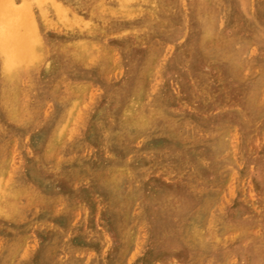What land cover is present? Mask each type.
<instances>
[{
  "label": "rangeland",
  "instance_id": "rangeland-1",
  "mask_svg": "<svg viewBox=\"0 0 264 264\" xmlns=\"http://www.w3.org/2000/svg\"><path fill=\"white\" fill-rule=\"evenodd\" d=\"M238 1L0 0V242L2 241L0 243V264H26V262L28 264H255L256 260V264H264V37H262V35L264 36V0ZM151 14L153 18H151ZM204 22H208V24H204ZM48 23L50 24L48 25ZM136 32L138 33L135 34ZM111 51L112 53H110ZM160 54L161 56L163 54L162 57L160 56L161 58L158 57ZM222 56H225L226 59ZM243 59L246 60L243 62ZM255 78L257 79L255 80ZM63 88L65 89L61 90ZM83 104L85 105L83 106ZM49 110L51 111L49 112ZM38 120L41 121L38 122ZM71 124L76 125H72V127ZM76 127H78L77 130ZM105 135L106 137H104ZM123 135H126L127 138ZM17 139L19 140L17 141ZM238 139L242 141L239 142ZM122 143L125 145L123 146ZM105 147L106 149H104ZM72 150L74 151L71 152ZM210 152L211 154H209ZM115 173L116 175L118 173L117 177ZM259 175L261 177H258ZM109 178L110 180H108ZM3 180L5 184L2 182ZM105 180L106 182H104ZM30 188L31 190H29ZM201 196L202 198H199ZM226 196L228 197L226 198ZM163 200L164 202H162ZM60 204L66 207L63 208ZM70 205L72 206L70 207ZM123 206L125 209L122 208ZM169 206L171 207L168 208ZM27 208L28 210H26ZM40 209L42 211H38ZM176 210L177 212H175ZM246 215L250 217L247 218ZM140 218L142 219L141 224H139ZM182 221L183 223H180ZM243 221L248 223L245 224ZM170 224H173V227ZM223 235L226 237L224 238ZM136 237L139 243L134 239ZM227 237L231 238L227 239ZM129 252H131L130 255ZM133 256L135 257L133 258ZM131 258L133 260H130ZM15 260L16 262H14Z\"/></svg>",
  "mask_w": 264,
  "mask_h": 264
},
{
  "label": "bare ground",
  "instance_id": "bare-ground-1",
  "mask_svg": "<svg viewBox=\"0 0 264 264\" xmlns=\"http://www.w3.org/2000/svg\"><path fill=\"white\" fill-rule=\"evenodd\" d=\"M41 1H42V0H41ZM81 1H82V0H81ZM179 1H180V0H179ZM254 1H255V0H254ZM107 2H108V1H107ZM114 2H115V1H114ZM137 2H138V0H137ZM149 2H150V1H149ZM151 2H152V1H151ZM237 2H239V1L237 0ZM82 3H83V2H82ZM129 3H130V2H129ZM182 3H183V2H182ZM261 3H262V2H261ZM39 4H40V3H39ZM89 4H90V3H89ZM103 4H104V3H103ZM109 4H110V3H109ZM140 4H141V3H140ZM235 4H236V3H235ZM255 4H256V2H255ZM166 5H167V4H166ZM181 5H182V4H181ZM213 5H214V4H213ZM232 5H233V4H232ZM182 6H183V5H182ZM211 6H212V5H211ZM248 6H249V5H248ZM250 6H251V5H250ZM83 7H84V6H83ZM184 7H185V6H184ZM198 7H199V6H198ZM69 8H70V7H69ZM96 8H97V7H96ZM96 8H95V10H96ZM190 8H191V7H190ZM209 8H210V7H209ZM213 8H214V7H213ZM227 8H228V7H227ZM262 8H263V7H262ZM85 9H87V8H85ZM93 9H94V8H93ZM99 9H100V8H99ZM196 9H197V8H196ZM67 10H68V9H67ZM170 10H171V9H170ZM180 10H181V9H180ZM191 10H192V9H191ZM206 10H207V9H206ZM211 10H212V9H211ZM248 10H249V9H248ZM263 10H264V9H263ZM68 11H69V10H68ZM89 11H90V10H89ZM156 11H157V10H156ZM171 11H172V10H171ZM183 11H184V10H183ZM192 11H193V10H192ZM192 11H191V12H192ZM214 11H215V9H214ZM224 11H225V10H224ZM70 12H71V11H70ZM85 12H86V11H85ZM144 12H145V11H144ZM181 12H182V11H181ZM202 12H203V11H202ZM225 12H226V11H225ZM231 12H232V10H231ZM67 13H68V12H67ZM76 13H77V12H76ZM136 13H137V12H136ZM213 13H214V12H213ZM215 13H216V12H215ZM248 13H249V12H248ZM258 13H259V12H258ZM87 14H88V13H87ZM95 14H96V12H95ZM99 14H101V13H99ZM141 14H142V13H141ZM145 14H146V13H145ZM148 14H149V13H148ZM159 14H160V13H159ZM196 14H197V13H196ZM219 14H220V13H219ZM222 14H223V13H222ZM227 14H228V13H227ZM250 14H251V13H250ZM52 15H53V14H52ZM201 15H202V14H201ZM258 15H259V14H258ZM93 16H94V15H93ZM132 16H133V15H132ZM135 16H137V15H135ZM182 16H183V14H182ZM197 16H198V15H197ZM25 17H26V16H25ZM57 17H59V16L57 15ZM107 17H108V16H107ZM107 17H106V19H107ZM117 17H118V16H117ZM130 17H131V16H130ZM137 17H138V16H137ZM149 17H150V16H149ZM162 17H163V16H162ZM207 17H208V16H207ZM214 17H215V16H214ZM256 17H257V16H256ZM26 18H27V17H26ZM59 18H60V17H59ZM93 18H94V17H93ZM115 18H116V17H115ZM133 18H134V17H133ZM133 18H131V19H133ZM151 18H153V17H152V14H151ZM164 18H165V17H164ZM180 18H181V16H180ZM201 18H202V17H201ZM222 18H223V17H222ZM241 18H242V17H241ZM258 18H259V17H258ZM102 19H103V18H102ZM118 19H119V18H118ZM199 19H200V17H199ZM27 20H28V18H27ZM55 20H56V19H55ZM93 20H94V19H93ZM103 20H105V19H103ZM113 20H114V19H113ZM121 20H122V19H121ZM124 20H125V18H124ZM140 20H143V19H140ZM148 20H149V19H148ZM181 20H182V19H181ZM206 20H208V19H206ZM213 20H215V19H213ZM241 20H242V19H241ZM252 20H253V19H252ZM252 20H251V21H252ZM107 21H108V20H107ZM145 21H146V19H145ZM149 21H150V20H149ZM184 21H185V19H184ZM38 22H39V21H38ZM56 22H57V21H56ZM65 22H66V21H65ZM105 22H106V21H105ZM116 22H117V21H116ZM214 22H215V21H214ZM97 23H98V22H97ZM103 23H104V22H103ZM205 23H206V22H204V24H205ZM253 23H254V22H253ZM49 24H50V23H48V25H49ZM116 24H117V23H116ZM135 24H136V23H135ZM206 24H208V22H207ZM242 24H243V22H242ZM250 24H251V23H250ZM66 25H67V24H66ZM100 25H101V24H100ZM149 25H150V24H149ZM258 25H259V24H258ZM51 26H53V25H51ZM60 26H61V25H60ZM117 26H118V25H117ZM253 26H255V25L253 24ZM259 26H261V25H259ZM44 27H45V26H44ZM148 27H149V26H148ZM203 27H204V26H203ZM248 27H249V26H248ZM40 28H41V27H40ZM60 28H61V27H60ZM113 28H114V27H113ZM145 28H146V27H145ZM162 28H163V27H162ZM167 28H168V27H167ZM208 28H209V27H208ZM259 28H260V27H259ZM56 29H57V28H56ZM121 29H122V28H121ZM138 29H139V28H138ZM178 29H179V28H178ZM185 29H186V28H185ZM195 29H196V28H195ZM210 29H212V28H210ZM216 29H217V28H216ZM262 29H263V28H262ZM48 30H49V29H48ZM117 30H118V29H117ZM117 30H116V31H117ZM128 30H129V29H128ZM132 30H133V29H132ZM152 30H153V29H152ZM173 30H174V29H173ZM202 30H203V29H202ZM248 30H249V29H248ZM254 30H255V29H254ZM43 31H45V30H43ZM59 31H60V30H59ZM62 31H63V29H62ZM119 31H120V30H119ZM203 31H204V30H203ZM60 32H61V31H60ZM83 32H84V31H83ZM131 32H132V31H131ZM138 32H139V31H138ZM138 32H136L135 34H137ZM146 32H147V31H146ZM150 32H151V31H150ZM211 32H212V31H211ZM255 32H256V31H255ZM42 33H43V32H42ZM72 33H73V32H72ZM85 33H86V32H85ZM96 33H97V32H96ZM151 33H152V32H151ZM201 33H202V32H201ZM243 33H244V32H243ZM257 33H258V32H257ZM73 34H74V33H73ZM82 34H83V33H82ZM106 34H107V33H106ZM119 34H120V33H119ZM235 34H236V33H235ZM252 34H253V32H252ZM43 35H45V34H43ZM66 35H67V34H66ZM90 35H91V33H90ZM98 35H99V34H98ZM102 35H103V34H102ZM108 35H109V34H108ZM121 35H122V34H121ZM144 35H145V34H144ZM144 35H143V36H144ZM159 35H160V34H159ZM200 35H201V34H200ZM255 35H257V34H255ZM260 35H262V34H260ZM41 36H42V35H41ZM83 36H84V35H83ZM104 36H105V34H104ZM109 36H110V35H109ZM115 36H116V35H115ZM132 36H134V35H132ZM167 36H168V35H167ZM242 36H243V35H242ZM244 36H245V35H244ZM67 37H68V36H67ZM257 37H258V35H257ZM262 37H264V36L262 35ZM65 38H66V37H65ZM89 38H90V37H89ZM181 38H182V37H181ZM203 38H204V37H203ZM101 39H102V38H101ZM104 39H105V38H104ZM237 39H238V38H237ZM241 39H242V38H241ZM259 39H260V38H259ZM259 39H258V42H259ZM56 40H57V39H56ZM63 40H64V39H63ZM98 40H99V39H98ZM173 40H175V39H173ZM177 40H178V39H177ZM181 40H182V39H181ZM201 40H202V39H201ZM235 40H236V39H235ZM250 40H251V39H250ZM25 41H26V40H25ZM103 41H104V40H103ZM204 41H205V40H204ZM204 41H202V42H204ZM260 41H261V40H260ZM57 42H58V41H57ZM99 42H100V41H99ZM104 42H105V41H104ZM172 42H174V41H172ZM208 42H209V41H208ZM241 42H242V41H241ZM243 42H244V41H243ZM248 42H249V41H248ZM11 43H12V42H11ZM26 43H27V42H26ZM26 43H25V44H26ZM54 43H55V42H54ZM89 43H90V42H89ZM101 43H102V42H101ZM156 43H157V42H156ZM163 43H164V42H163ZM234 43H235V42H234ZM237 43H238V42H237ZM62 44H63V43H62ZM99 44H100V43H99ZM240 44H241V43H240ZM246 44H247V43H246ZM246 44H245V45H246ZM23 45H24V44H23ZM96 45H97V43H96ZM164 45H165V44H164ZM176 45H177V44H176ZM208 45H209V44H208ZM229 45H230V44H229ZM235 45H236V44H235ZM107 46H109V45H107ZM158 46H160V45H158ZM230 46H231V45H230ZM230 46H229V47H230ZM251 46H252V45H251ZM258 46H259V45H258ZM263 46H264V44H263ZM48 47H49V46H48ZM53 47H54V46H53ZM55 47H56V46H55ZM58 47H59V46H58ZM111 47H112V46H111ZM207 47H208V46H207ZM242 47H243V45H242ZM42 48H43V47H42ZM72 48H73V47H72ZM72 48H71V49H72ZM165 48H166V47H165ZM167 48H168V47H167ZM200 48H202V47H200ZM205 48H206V47H205ZM212 48H213V47H212ZM49 49H50V48H49ZM90 49H91V48H90ZM186 49H187V48H186ZM215 49H216V48H215ZM217 49H218V48H217ZM229 49H230V48H229ZM229 49H228V50H229ZM236 49H238V48H236ZM251 49H253V48H251ZM259 49H260V48H259ZM24 50H25V49H24ZM46 50H47V49H46ZM61 50L63 51V49H61ZM66 50H67V49H66ZM69 50H70V49H69ZM113 50H114V49H113ZM113 50H112V51H113ZM222 50H223V49H222ZM240 50H241V49H240ZM263 50H264V49H263ZM53 51H54V50H53ZM109 51H110V48H109ZM112 51H111L110 53H112ZM163 51H164V50H163ZM202 51H203V50H202ZM211 51H212V50H211ZM218 51H220V50H218ZM249 51H250V50H249ZM42 52H43V51H42ZM158 52H159V51H158ZM215 52H216V51H215ZM222 52H223V51H222ZM244 52H245V51H244ZM43 53H44V52H43ZM65 53H66V52H65ZM65 53H64V54H65ZM86 53H87V52H86ZM114 53H115V51H114ZM142 53H143V52H142ZM160 53H161V52H160ZM162 53H163V52H162ZM207 53H208V52H207ZM211 53H212V52H211ZM255 53H256V52H255ZM55 54H56V53H55ZM100 54H101V53H100ZM143 54H144V53H143ZM220 54H221V53H220ZM224 54H225V53H224ZM243 54H244V53H243ZM252 54H253V53H252ZM43 55H44V54H43ZM45 55H46V54H45ZM69 55H70V52H69ZM110 55H111V54H110ZM157 55H158V54H157ZM213 55H214V53H213ZM218 55H219V54H218ZM218 55H217V56H218ZM222 55H223V53H222ZM231 55H232V54H231ZM239 55H240V53H239ZM239 55H238V56H239ZM148 56H149V55H148ZM160 56H161V54H160L158 57H160ZM162 56H163V54H162ZM162 56H161V57H162ZM215 56H216V55H215ZM227 56H228V55H227ZM232 56H233V55H232ZM66 57H67V56H66ZM68 57H69V56H68ZM68 57H67V58H68ZM155 57H156V55H155ZM161 57H160V58H161ZM220 57H221V55H220ZM222 57H225V56H222ZM55 58H56V57H55ZM57 58H58V57H57ZM116 58H117V57H116ZM148 58H149V57H148ZM209 58H210V57H209ZM218 58H219V56H218ZM227 58H228V57H227ZM235 58H236V56H235ZM242 58H243V57H242ZM49 59H50V58H49ZM151 59H152V58H151ZM195 59H196V58H195ZM212 59H214V58H212ZM220 59H221V58H220ZM225 59H226V57H225ZM33 60H34V59H33ZM46 60H47V59H46ZM96 60H97V59H96ZM109 60H110V59H109ZM118 60H119V59H118ZM200 60H201V59H200ZM228 60H229V58H228ZM245 60H246V59H245ZM245 60L243 59V62H244ZM252 60H254V59H252ZM60 61L62 62L63 60H60ZM73 61H74V60H73ZM94 61H95V60H94ZM116 61H117V60H116ZM177 61H178V59H177ZM177 61H176V62H177ZM231 61H232V60H231ZM256 61H257V60H256ZM262 61H263V60H262ZM69 62H70V61H69ZM85 62H87V61H85ZM160 62H161V61H160ZM241 62H242V61H241ZM241 62H240V63H241ZM251 62H252V61H251ZM87 63H88V62H87ZM116 63H117V62H116ZM118 63H119V62H118ZM195 63H196V62H195ZM205 63H206V62H205ZM226 63H227V62H226ZM57 64H58V63H57ZM59 64H60V63H59ZM92 64H93V62H92ZM96 64H97V63H96ZM113 64H115L114 61H113ZM231 64L233 65V63H231ZM263 64H264V63H263ZM68 65H69V63H68ZM83 65H84V64H83ZM116 65H117V64H116ZM118 65H119V64H118ZM153 65H154V64H153ZM176 65H177V64H176ZM190 65H191V64H190ZM192 65H193V63H192ZM205 65H207V64H205ZM228 65H229V64H228ZM232 65H231V66H232ZM234 65H235V64H234ZM236 65H237V64H236ZM62 66H63V65H62ZM86 66H87V65H86ZM141 66H142V65H141ZM160 66H161V65H160ZM242 66H243V65H242ZM47 67H48V66H47ZM59 67H60V66H59ZM108 67H109V66H108ZM111 67H112V66H111ZM115 67H117V66H115ZM142 67H144V66H142ZM35 68H36V67H35ZM65 68H66V67H65ZM68 68H69V67H68ZM71 68H72V67H71ZM153 68H154V67H153ZM246 68H247V67H246ZM30 69H31V68H30ZM30 69H29V70H30ZM73 69H74V68H73ZM174 69H175V68H174ZM177 69H178V68H177ZM180 69H181V68H180ZM180 69H179V70H180ZM184 69H186V68H184ZM224 69H225V68H224ZM235 69H236V68H235ZM29 70H28V71H29ZM31 70H32V69H31ZM191 70H192V69H191ZM42 71H43V69H42ZM63 71H64V70H63ZM84 71H85V70H84ZM98 71H99V70H98ZM152 71H153V70H152ZM31 72H32V71H31ZM74 72H75V71H74ZM94 72H95V71H94ZM185 72H187V71H185ZM222 72H223V71H222ZM22 73H23V72H22ZM72 73H73V72H72ZM72 73H71V74H72ZM82 73H83V71H82ZM99 73H100V72H99ZM124 73H125V72H124ZM141 73H142V72H141ZM192 73H193V71H192ZM198 73H199V72H198ZM198 73H196V74H198ZM223 73H224V72H223ZM225 73H226V72H225ZM262 73H263V72H262ZM46 74H48V73H46ZM64 74H65V73H64ZM67 74H68V73H67ZM168 74H169V73H168ZM171 74H172V73H171ZM68 75H69V74H68ZM78 75H79V74H78ZM104 75H105V74H104ZM139 75H140V73H139ZM185 75H187V74H185ZM208 75H209V74H208ZM228 75H229V74H228ZM263 75H264V74H263ZM141 76H142V75H141ZM147 76H148V75H147ZM154 76H155V75H154ZM223 76H225V75H223ZM231 76H232V75H231ZM239 76H240V75H239ZM27 77H28V76H27ZM56 77H57V76H56ZM82 77H83V76H82ZM118 77H119V76H118ZM172 77H173V76H172ZM186 77H188V76H186ZM51 78H52V77H51ZM112 78H113V77H112ZM231 78H233V77H231ZM261 78H262V77H261ZM29 79H30V78H29ZM43 79H44V78H43ZM62 79H64V78H62ZM156 79H157V78H156ZM156 79H155V80H156ZM189 79H190V78H189ZM256 79H257V78H255V80H256ZM263 79H264V78H263ZM263 79H262V80H263ZM37 80H38V79H37ZM37 80H36V81H37ZM44 80H45V79H44ZM64 80H65V79H64ZM137 80H138V79H137ZM155 80H154V81H155ZM157 80H158V79H157ZM159 80H160V79H159ZM161 80H162V79H161ZM161 80H160V81H161ZM225 80H226V79H225ZM260 80H261V79H260ZM30 81H31V80H30ZM49 81H50V80H49ZM66 81H67V80H66ZM99 81H100V80H99ZM143 81H144V80H143ZM172 81H173V80H172ZM213 81H214V80H213ZM227 81H228V79H227ZM235 81H236V79H235ZM33 82H34V81H33ZM39 82H40V81H39ZM42 82H43V81H42ZM69 82H70V81H69ZM84 82H85V81H84ZM115 82H116V81H115ZM190 82H191V80H190ZM262 82H263V81H262ZM22 83H23V82H22ZM36 83H37V82H36ZM53 83H54V82H53ZM63 83H64V82H63ZM65 83H66V82H65ZM79 83H80V82H79ZM103 83H104V82H103ZM137 83H138V82H137ZM154 83H156V81H155ZM170 83H171V82H170ZM252 83H253V82H252ZM252 83H250V84H252ZM23 84H24V83H23ZM68 84H69V83H68ZM68 84H67V85H68ZM104 84H105V83H104ZM138 84H139V83H138ZM186 84H187V81H186ZM194 84H195V83H194ZM201 84H202V83H201ZM244 84H245V83H244ZM19 85H20V84H19ZM97 85H98V84H97ZM102 85H103V84H102ZM207 85H208V84H207ZM226 85H227V84H226ZM263 85H264V84H263ZM20 86H21V85H20ZM65 86H66V85H65ZM175 86H176V85H175ZM205 86H206V85H205ZM48 87H49V86H48ZM54 87H55V86H54ZM67 87H68V89L70 90L69 85H68ZM73 87H74V86H73ZM94 87H95V86H94ZM137 87H138V86H137ZM148 87H149V86H148ZM188 87H189V86H188ZM227 87H228V86H227ZM256 87H257V83H256ZM33 88H34V87H33ZM36 88H37V86H36ZM45 88H46V87H45ZM111 88H112V87H111ZM169 88H170V87H169ZM216 88H217V86H216ZM254 88H255V87H254ZM64 89H65V88H63V89H61V90H64ZM98 89H99V88H98ZM188 89H189V88H188ZM206 89H207V88H206ZM210 89H212V88H210ZM220 89H221V88H220ZM231 89H232V88H231ZM244 89L246 90V88H244ZM122 90H123V89H122ZM175 90H176V89H175ZM260 90H261V89H260ZM37 91H38V90H37ZM40 91H41V90H40ZM47 91H48V90H47ZM98 91H99V90H98ZM135 91H136V90H135ZM145 91H146V90H145ZM208 91H209V90H208ZM210 91H211V90H210ZM223 91H224V90H223ZM233 91H234V90H233ZM233 91H232V92H233ZM246 91H247V90H246ZM263 91H264V90H263ZM32 92H33V91H32ZM89 92H90V91H89ZM181 92H182V91H181ZM225 92H226V91H225ZM230 92H231V91H230ZM254 92H255V91H254ZM254 92H253V93H254ZM65 93H66V92H65ZM90 93H91V92H90ZM95 93H96V92H95ZM99 93H100V92H99ZM99 93H98V94H99ZM107 93H108V92H107ZM145 93H146V92H145ZM196 93H197V92H196ZM203 93H204V92H203ZM217 93H219V92H217ZM228 93H229V92H228ZM31 94H32V93H31ZM41 94H42V93H41ZM41 94H40V95H41ZM110 94H111V93H110ZM178 94H179V93H178ZM212 94H213V93H212ZM255 94H256V93H255ZM257 94H258V93H257ZM259 94H260V93H259ZM68 95H69V94H68ZM87 95H88V94H87ZM116 95H117V94H116ZM126 95H127V94H126ZM152 95H153V94H152ZM82 96H83V94H82ZM94 96H95V95H94ZM149 96H150V95H149ZM149 96H148V97H149ZM226 96H227V95H226ZM237 96H238V95H237ZM38 97H39V96H38ZM50 97H52V96H50ZM55 97H56V96H55ZM58 97H60V96H58ZM89 97H90V96H89ZM91 97H92V96H91ZM95 97H96V96H95ZM115 97H116V96H115ZM125 97H126V96H125ZM128 97H129V96H128ZM174 97H175V96H174ZM250 97H251V96H250ZM250 97H249V99H250ZM29 98H30V97H29ZM32 98H33V97H32ZM36 98H37V97H36ZM190 98H191V97H190ZM230 98H233V97H230ZM244 98H245V97H244ZM260 98H261V97H260ZM22 99H23V97H22ZM88 99H89V98H88ZM97 99H98V98H97ZM114 99H115V98H114ZM173 99H175V98H173ZM179 99H180V97H179ZM204 99H205V98H204ZM233 99H234V98H233ZM249 99H248V100H249ZM40 100H41V99H40ZM48 100H49V99H48ZM90 100H91V99H90ZM147 100H149V99H147ZM251 100H252V99H251ZM36 101H37V100H36ZM150 101H151V100H150ZM209 101H210V100H209ZM216 101H217V100H216ZM225 101H226V99H225ZM228 101H229V99H228ZM243 101H244V100H243ZM45 102H46V101H45ZM48 102H49V101H48ZM180 102H181V101H180ZM189 102H190V101H189ZM221 102H222V101H221ZM79 103H80V102H79ZM85 103H86V102H85ZM137 103H138V102H137ZM137 103H136V104H137ZM157 103H158V102H157ZM181 103H182V102H181ZM200 103H201V102H200ZM219 103H220V101H219ZM46 104H47V103H46ZM123 104H124V103H123ZM148 104H149V103H148ZM204 104H205V103H204ZM206 104H207V103H206ZM217 104H218V102H217ZM0 105H1V104H0ZM84 105H85V104H83V106H84ZM138 105H139V104H138ZM150 105H151V104H150ZM150 105H149V106H150ZM156 105H157V104H156ZM167 105H168V104H167ZM179 105H180V104H179ZM184 105H185V104H184ZM211 105H212V104H211ZM251 105H252V104H251ZM41 106H43V105H41ZM149 106H148V107H149ZM174 106H175V105H174ZM203 106H204V105H203ZM224 106H225V105H224ZM224 106H223V107H224ZM243 106H244V105H243ZM248 106H249V105H248ZM21 107H22V106H21ZM37 107H39V106H37ZM46 107H47V106H46ZM76 107H77V106H75V108H76ZM150 107H151V106H150ZM168 107H169V106H168ZM186 107H187V106H186ZM204 107H205V106H204ZM225 107H226V106H225ZM259 107H261V106H259ZM0 108H1V107H0ZM48 108H49V107H48ZM51 108H52V107H51ZM77 108H78V107H77ZM80 108H81V107H80ZM120 108H121V107H120ZM139 108H140V106H139ZM141 108H142V107H141ZM144 108H145V106H144ZM159 108H161V107H159ZM182 108H183V107H182ZM187 108H188V107H187ZM236 108H237V107H236ZM37 109H38V108H37ZM37 109H35V110H37ZM81 109H82V108H81ZM88 109H89V108H88ZM211 109H212V107H211ZM216 109H217V108H216ZM221 109H222V108H221ZM232 109H233V108H232ZM44 110H45V109H44ZM98 110H99V109H98ZM166 110H167V109H166ZM171 110H172V109H171ZM234 110H235V109H234ZM254 110H256V109H254ZM18 111H19V110H18ZM50 111H51V110H49V112H50ZM57 111H58V110H57ZM102 111H103V110H102ZM111 111H112V110H111ZM139 111H140V110H139ZM190 111H191V109H190ZM240 111H241V110H240ZM245 111H246V110H245ZM259 111H260V110H259ZM34 112H35V111H34ZM119 112H120V111H119ZM122 112H123V110H122ZM147 112H148V111H147ZM149 112H150V111H149ZM186 112H187V111H186ZM188 112H189V110H188ZM263 112H264V111H263ZM31 113H32V111H31ZM37 113H38V112H37ZM73 113H74V112H73ZM137 113H138V111H137ZM179 113H181V112H179ZM197 113H198V112H197ZM219 113H220V112H219ZM225 113H226V112H225ZM234 113H235V112H234ZM38 114H39V113H38ZM42 114H43V113H42ZM46 114H47V112H46ZM50 114H51V113H50ZM75 114H76V113H75ZM147 114H149V113H147ZM169 114H170V113H169ZM171 114H172V113H171ZM247 114H248V113H247ZM247 114H246V115H247ZM35 115H36V112H35ZM43 115H44V114H43ZM83 115H84V114H83ZM206 115H207V114H206ZM210 115H211V114H210ZM230 115H231V114H230ZM232 115H233V114H232ZM250 115H251V114H250ZM256 115H257V114H256ZM26 116H27V114H26ZM39 116H41V115L39 114ZM159 116H160V115H159ZM169 116H170V115H169ZM176 116H177V115H176ZM212 116H213V115H212ZM227 116H228V114H227ZM244 116H245V115H244ZM253 116H254V115H253ZM4 117H5V116H4ZM74 117H75V116H74ZM76 117H77V116H76ZM85 117H86V116H85ZM85 117H84V118H85ZM107 117H108V116H107ZM107 117H106V118H107ZM133 117H134V116H133ZM170 117H171V116H170ZM194 117H196V116H194ZM206 117H207V116H206ZM241 117H243V116H241ZM44 118H46V117H44ZM50 118H51V117H50ZM55 118H56V117H55ZM79 118H80V117H79ZM82 118H83V117H82ZM101 118H102V117H101ZM106 118H105V119H106ZM111 118H112V117H111ZM120 118H121V117H120ZM172 118H173V117H172ZM172 118H171V119H172ZM198 118H199V117H198ZM209 118H210V117H209ZM232 118H233V117H232ZM247 118H249V117H247ZM251 118H252V117H251ZM77 119H78V118H77ZM77 119H76V121H77ZM108 119H109V118H108ZM108 119H107V120H108ZM123 119H125V118H123ZM171 119H170V120H171ZM110 120H111V119H110ZM172 120H173V119H172ZM174 120H175V119H174ZM180 120H181V119H180ZM261 120H262V119H261ZM40 121H41V120H40ZM40 121L38 120V122H40ZM48 121H49V119H48ZM71 121H72V120H71ZM78 121H80V119H78ZM92 121H93V120H92ZM116 121H117V120H116ZM153 121H154V120H153ZM227 121H228V120H227ZM238 121H239V120H238ZM244 121H245V119H244ZM257 121H258V120H257ZM36 122H37V121H36ZM50 122H52V121L50 120ZM82 122H83V121H82ZM112 122H113V121H112ZM143 122H144V121H143ZM156 122H157V120H156ZM158 122H159V121H158ZM231 122H232V121H231ZM245 122H246V121H245ZM34 123H35V122H34ZM48 123H49V122H48ZM83 123H84V122H83ZM105 123H106V122H105ZM116 123H117V122H116ZM187 123H188V122H187ZM217 123H218V122H217ZM220 123H221V122H220ZM235 123H236V122H235ZM250 123H251V122H250ZM32 124H33V123H32ZM77 124H78V123H77ZM79 124H80V122H79ZM119 124H120V123H119ZM152 124H153V123H152ZM159 124H160V123H159ZM177 124H178V123H177ZM183 124H184V123H183ZM192 124H193V122H192ZM232 124H233V123H232ZM2 125H3V124H2ZM2 125H1V126H2ZM15 125H16V124H15ZM72 125H76V124H71V126H72ZM97 125H98V124H97ZM112 125H113V124H112ZM154 125H155V124H154ZM189 125H190V124H189ZM225 125H226V124H225ZM237 125H238V124H237ZM247 125L249 126V124H247ZM254 125H256V124H254ZM169 126H170V125H169ZM179 126H180V125H179ZM196 126H197V125H196ZM3 127H5V126H3ZM14 127H15V126H14ZM18 127H20V126H18ZM31 127H32V126H31ZM31 127H29V128H31ZM51 127H52V126H51ZM69 127H70V126H69ZM69 127H68V128H69ZM72 127H73V126H72ZM97 127H98V126H97ZM148 127H149V126H148ZM154 127H155V126H154ZM158 127H159V126H158ZM161 127H162V126H161ZM177 127H178V125H177ZM180 127H181V126H180ZM220 127H221V126H220ZM220 127H219V128H220ZM257 127H258V126H257ZM6 128H7V127H6ZM9 128H10V127H9ZM16 128H17V127H16ZM24 128H25V127H24ZM63 128H64V127H63ZM68 128H67V129H68ZM77 128H78V127H76V130H77ZM81 128H82V127H81ZM183 128H184V127H183ZM213 128H214V127H213ZM233 128H234V127H233ZM251 128H252V127H251ZM17 129H18V128H17ZM22 129H23V128H22ZM49 129H50V128H49ZM67 129H66V130H67ZM101 129H102V128H101ZM117 129H118V128H117ZM146 129H147V128H146ZM148 129H149V128H148ZM156 129H157V128H156ZM165 129H166V128H165ZM220 129H222V128H220ZM220 129H219V130H220ZM225 129H226V128H225ZM227 129H228V128H227ZM227 129H226V130H227ZM246 129H247V128H246ZM23 130H24V129H23ZM94 130H95V129H94ZM106 130H107V129H106ZM110 130H111V129H110ZM113 130H114V128H113ZM162 130H164V129H162ZM166 130H167V129H166ZM4 131H5V130H4ZM50 131H51V130H50ZM104 131H105V130H104ZM107 131H108V130H107ZM155 131H156V130H155ZM157 131H158V129H157ZM174 131H175V130H174ZM176 131H177V130H176ZM222 131H223V130H222ZM231 131H232V130H231ZM239 131H240V130H239ZM8 132H10V131H8ZM21 132H22V131H21ZM67 132H68V131H67ZM151 132H152V131H151ZM158 132H160V130H159ZM168 132H169V130H168ZM187 132H188V131H187ZM224 132H225V131H224ZM232 132H235V131H232ZM254 132H255V131H254ZM27 133H28V131H27ZM103 133H104V132H103ZM123 133H124V132H123ZM166 133H167V132H166ZM237 133H238V132H237ZM239 133H240V132H239ZM257 133H258V132H257ZM6 134H7V133H6ZM24 134H25V133H24ZM24 134H23V135H24ZM90 134H91V133H90ZM141 134H142V133H141ZM148 134H149V132H148ZM156 134H157V133H156ZM167 134H168V133H167ZM208 134H209V133H208ZM220 134H221V133H220ZM234 134H235V133H234ZM250 134H251V133H250ZM252 134H253V133H252ZM20 135H21V134H20ZM26 135H27V134H26ZM26 135H25V136H26ZM152 135H154V134H152ZM157 135H159V134H157ZM180 135H181V133H180ZM187 135H188V133H187ZM196 135H197V134H196ZM196 135H195V136H196ZM198 135H199V134H198ZM198 135H197V136H198ZM218 135H219V134H218ZM262 135H263V134H262ZM8 136H9V135H8ZM12 136H13V135H12ZM27 136H28V135H27ZM67 136H68V135H67ZM72 136H73V135H72ZM120 136H121V135H120ZM123 136H126V135H123ZM133 136H134V135H133ZM141 136H142V135H141ZM167 136H168V135H167ZM178 136H179V134H178ZM178 136H177V139H179V137H181V136H179V137H178ZM182 136H183V135H182ZM197 136H196V137H197ZM205 136H206V135H205ZM234 136H235V135H234ZM15 137H16V136H15ZM15 137H14V139H15ZM22 137H23V136H22ZM69 137H70V136H69ZM75 137H76V136H75ZM104 137H106V135H105ZM104 137H103V138H104ZM121 137H122V136H121ZM139 137H140V136H139ZM163 137H164V136H163ZM165 137H166V136H165ZM187 137H188V136H187ZM187 137H186V138H187ZM238 137H239V136H238ZM251 137H252V136H251ZM1 138H2V137H1ZM7 138H8V137H7ZM20 138H21V137H20ZM20 138H19V139H20ZM39 138H40V137H39ZM46 138H47V137H46ZM64 138H65V137H64ZM101 138H102V137H101ZM125 138H127V136H126ZM137 138H138V137H137ZM148 138H149V137H148ZM199 138H200V136H199ZM212 138H213V137H212ZM234 138H235V137H234ZM234 138H233V140H235ZM242 138H243V137H242ZM249 138H250V137H249ZM19 139H17V141H18ZM70 139H71V138H70ZM70 139H68V140H70ZM72 139H74V138H72ZM188 139H189V140H192V139H190V138H188ZM260 139H261V138H260ZM260 139H258V140H260ZM1 140H2V139H1ZM61 140H62V139H61ZM61 140H60V141H61ZM68 140H67V141H68ZM78 140H79V139H78ZM106 140H107V139H106ZM106 140H105V141H106ZM126 140H127V139H126ZM233 140H232V142H233ZM23 141H24V139H23ZM38 141H39V140H38ZM62 141H63V140H62ZM67 141H66V142H67ZM89 141H90V140H89ZM96 141H97V140H96ZM101 141H102V140H101ZM134 141H135V140H134ZM141 141H142V140H141ZM172 141H173V140H172ZM202 141H203V140H202ZM204 141H205V140H204ZM207 141H208V139H207ZM238 141H239V139H238ZM241 141H242V140H241ZM241 141H239V142H241ZM255 141H256V140H255ZM0 142H1V141H0ZM5 142H6V141H5ZM13 142H14V141H13ZM15 142H16V140H15ZM20 142H21V140H20ZM24 142H25V141H24ZM66 142H65V143H66ZM69 142H70V141H69ZM83 142H84V141H83ZM116 142H117V143H120V142H118V141H116ZM122 142H123V141H122ZM124 142H126V141H124ZM124 142H123V143H124ZM179 142H180V141H179ZM223 142H224V141H223ZM229 142H230V141H229ZM247 142H248V141H247ZM37 143H38V142H37ZM99 143H102V142H99ZM99 143H98V144H99ZM123 143H122V144H123ZM138 143H139V142H138ZM138 143H137V144H138ZM142 143H143V142H142ZM196 143H197V142H196ZM199 143H200V142H199ZM205 143H206V142H205ZM251 143H253V142H251ZM259 143H260V142H259ZM12 144H13V143H12ZM73 144H74V142H73ZM82 144H83V143H82ZM109 144H110V143H109ZM150 144H151V143H150ZM150 144H149V145H150ZM167 144H168V143H167ZM172 144H173V143H172ZM228 144H229V143H228ZM233 144H234V143H233ZM262 144H263V143H262ZM43 145H44V144H43ZM43 145H42V146H43ZM64 145H65V144H64ZM68 145H69V144H68ZM96 145H97V144H96ZM124 145H125V144H123V146H124ZM141 145H142V144H141ZM149 145H148V146H149ZM242 145H243V144H242ZM15 146H16V145H15ZM80 146H81V145H80ZM118 146H119V145H118ZM126 146H127V145H126ZM126 146H125V147H126ZM137 146H138V145H137ZM148 146H147V147H148ZM169 146H170V145H169ZM196 146H199V145H196ZM196 146H194V147H196ZM247 146H248V145H247ZM247 146H246V147H247ZM12 147H13V145H12ZM20 147H21V146H20ZM25 147H27V146H25ZM31 147H32V146H31ZM63 147H64V146H63ZM106 147H107V145H106ZM106 147H105L104 149H106ZM125 147H124V148H125ZM134 147H135V146H134ZM160 147H161V146H160ZM163 147H165V146L163 145ZM183 147H184V146H183ZM229 147H230V146H229ZM42 148H43V147H42ZM42 148H41V149H42ZM88 148H89V147H88ZM131 148H132V147H131ZM141 148H142V147H141ZM165 148H166V147H165ZM172 148H173V147H172ZM187 148H188V147H187ZM196 148H197V147H196ZM263 148H264V147H263ZM263 148H262V149H263ZM13 149H14V148H13ZM13 149H12V150H13ZM45 149H46V148H45ZM102 149H103V148H102ZM102 149H101V150H102ZM108 149H109V148H108ZM112 149H113V148H112ZM119 149H120V148H119ZM119 149H117V150H119ZM122 149H123V148H122ZM128 149H130V148H128ZM155 149H156V148H155ZM203 149H204V148H203ZM228 149H229V148H228ZM19 150H20V149H19ZM78 150H80V149H78ZM87 150H88V149H87ZM145 150H146V149H145ZM162 150H164V149H162ZM162 150H161V151H162ZM234 150H235V148H234ZM241 150H244V149H241ZM15 151H16V150H15ZM43 151H44V150H43ZM68 151H69V149H68ZM73 151H74V150H72L71 152H73ZM76 151H77V150H76ZM138 151H139V150H138ZM146 151H147V150H146ZM151 151H152V150H151ZM164 151H165V150H164ZM170 151H171V150H170ZM204 151H205V150H204ZM247 151H248V150H247ZM60 152H61V151H60ZM60 152H59V153H60ZM64 152H65V151H64ZM83 152H84V151H83ZM89 152H90V151H89ZM129 152H130V150H129ZM133 152H134V151H133ZM136 152H137V151H136ZM144 152H145V151H144ZM152 152H153V151H152ZM173 152H174V151H173ZM188 152H189V151H188ZM206 152H207V151H206ZM212 152H213V151H212ZM234 152H235V151H234ZM251 152H252V151H251ZM259 152H260V151H259ZM261 152H262V151H261ZM3 153H4V152H3ZM30 153H31V152H30ZM45 153H46V152H45ZM57 153H58V152H57ZM57 153H56V154H57ZM68 153H70V152H68ZM101 153H102V152H101ZM109 153H110V152H109ZM124 153H125V152H124ZM139 153H140V152H139ZM175 153H176V152H175ZM241 153H242V152H241ZM13 154H14V153H13ZM13 154H12V155H13ZM26 154H27V153H26ZM28 154H29V153H28ZM72 154H73V153H72ZM92 154H93V153H92ZM96 154H97V153H96ZM143 154H144V153H143ZM166 154H167V152H166ZM183 154H184V153H183ZM183 154H182V155H183ZM189 154H190V153H189ZM209 154H211V152H210ZM222 154H223V153H222ZM244 154H245V153H244ZM251 154H252V153H251ZM12 155H11V156H12ZM16 155H17V154H16ZM75 155H76V154H75ZM98 155H101V154H98ZM108 155H109V154H108ZM112 155H113V154H112ZM129 155H130V154H129ZM129 155H128V156H129ZM137 155H138V153H137ZM140 155H141V154H140ZM147 155H148V154H147ZM158 155H159V154H158ZM176 155H177V154H176ZM176 155H175V156H176ZM180 155H181V154H180ZM65 156H66V154H65ZM69 156H70V155H69ZM72 156H73V155H72ZM82 156H83V154H82ZM88 156H89V155H88ZM91 156H92V155H91ZM101 156H102V155H101ZM106 156H107V155H106ZM109 156H110V155H109ZM150 156H151V155H150ZM177 156H178V155H177ZM225 156H226V155H225ZM231 156H232V155H231ZM231 156H230V157H231ZM260 156H261V155H260ZM262 156H263V155H262ZM56 157H57V156H56ZM59 157H60V156H59ZM73 157H74V156H73ZM85 157L87 158V156H85ZM129 157H130V156H129ZM143 157H144V156H143ZM153 157H154V155H153ZM182 157H184V156H182ZM192 157H193V156H192ZM202 157L204 158V156H202ZM211 157H212V156H211ZM219 157H220V156H219ZM240 157H241V154H240ZM11 158H12V157H11ZM75 158H76V157H75ZM93 158H94V157H93ZM130 158H131V157H130ZM145 158H146V155H145ZM156 158H157V157H156ZM164 158H165V157H164ZM164 158H163V159H164ZM176 158H177V157H176ZM185 158H187V157H185ZM234 158H235V157H234ZM236 158H237V157H236ZM244 158H245V157H244ZM244 158H243V159H244ZM9 159H10V158H9ZM19 159H20V157H19ZM29 159H30V158H29ZM46 159H47V158H46ZM80 159H81V158H80ZM82 159H83V157H82ZM97 159H98V158H97ZM116 159H118V158L116 157ZM123 159H124V158H123ZM192 159H193V158H192ZM192 159H191V160H192ZM200 159H201V158H200ZM205 159H206V158H205ZM212 159H213V158H212ZM230 159H231V158H230ZM263 159H264V158H263ZM16 160H17V159H16ZM36 160H37V159H36ZM36 160H35V161H36ZM62 160H63V159H62ZM62 160H60V161H62ZM101 160H102V159H101ZM131 160H132V159H131ZM178 160H180V159H178ZM214 160H215V158H214ZM237 160H238V159H237ZM47 161H48V160H47ZM67 161H68V160H67ZM97 161H98V160H97ZM122 161H123V160H122ZM164 161H165V160H164ZM172 161H173V160H172ZM217 161H218V159H217ZM251 161H252V160H251ZM261 161H262V160H261ZM13 162H14V161H13ZM29 162H30V161H29ZM154 162H155V161H154ZM179 162H180V161H179ZM189 162H190V160H189ZM202 162H203V161H202ZM247 162H248V161H247ZM8 163H9V162H8ZM11 163H12V162H11ZM15 163H17V162H15ZM31 163H32V162H31ZM36 163H37V161H36ZM38 163H39V162H38ZM41 163H42V162H41ZM59 163H60V162H59ZM111 163H112V162H111ZM125 163H126V162H125ZM156 163H157V162H156ZM160 163H161V162H160ZM170 163H171V162H170ZM9 164H10V163H9ZM17 164H18V163H17ZM17 164H16V165H17ZM65 164H66V163H65ZM73 164H74V162H73ZM108 164H109V163H108ZM112 164H114V163H112ZM126 164H127V163H126ZM166 164H168V163H166ZM171 164H173V163H171ZM182 164H183V163H182ZM195 164H196V163H195ZM215 164H216V163H215ZM250 164H251V163H250ZM16 165H15V166H16ZM18 165H21V164H18ZM51 165H52V164H51ZM102 165H103V164H102ZM157 165H158V164H157ZM183 165H184V164H183ZM185 165H186V164H185ZM226 165H227V164H226ZM261 165H262V164H261ZM263 165H264V164H263ZM47 166H48V165H47ZM52 166H54V165H52ZM63 166H64V165H63ZM120 166H121V165H120ZM122 166H125V167H126L127 165H122ZM134 166H135V165H134ZM150 166H151V165H150ZM160 166H161V165H160ZM189 166H190V165H189ZM189 166H188V167H189ZM231 166H232V165H231ZM238 166H240V165H238ZM13 167H14V166H13ZM16 167H17V166H16ZM16 167L13 168V169L15 170ZM37 167H39V166H37ZM50 167H51V166H50ZM58 167H60V166H58ZM61 167H62V166H61ZM100 167H101V166H100ZM102 167H103V166H102ZM151 167H152V166H151ZM172 167H173V165H172ZM180 167H181V166H180ZM191 167H192V166H191ZM196 167H197V166H196ZM207 167H208V166H207ZM224 167H225V166H224ZM226 167H227V166H226ZM246 167H247V166H246ZM77 168H78V167H77ZM81 168H82V167H81ZM114 168H115V167H114ZM175 168H176V167H175ZM189 168H190V167H189ZM193 168H194V167H193ZM213 168H214V167H213ZM45 169H46V168H45ZM51 169H53V168L51 167ZM61 169H62V168H61ZM66 169H67V167H66ZM86 169H87V168H86ZM112 169H113V168H112ZM123 169H124V168H123ZM129 169H130V168H129ZM135 169H136V167H135ZM177 169H178V168H177ZM197 169H198V168H197ZM199 169H200V168H199ZM202 169H203V168H202ZM214 169H215V168H214ZM221 169H222V168H221ZM230 169H231V168H230ZM234 169H235V168H234ZM18 170H19V168H18ZM20 170H21V169H20ZM32 170H33V169H32ZM49 170H50V168H49ZM54 170H55V169H54ZM72 170H73V168H72ZM105 170H106V168H105ZM136 170H137V169H136ZM148 170H149V168H148ZM204 170H205V169H204ZM88 171H89V170H88ZM96 171H97V170H96ZM99 171H100V169H99ZM109 171H110V170H109ZM114 171H115V170H114ZM119 171H120V170H119ZM128 171H129V170H128ZM176 171H177V170H176ZM176 171H175V172H176ZM183 171H184V170H183ZM186 171H187V170H186ZM188 171H189V170H188ZM201 171H202V170H201ZM237 171H238V169H237ZM259 171H260V170H259ZM261 171H263V170H261ZM11 172H12V171H11ZM41 172H42V171H41ZM133 172H134V171H133ZM145 172H146V171H145ZM145 172H143V173L145 174ZM190 172H191V171H190ZM190 172H189V173H190ZM196 172H197V171H196ZM228 172H229V171H228ZM255 172H256V171H255ZM44 173H45V171H44ZM73 173H74V171H73ZM101 173H103V172H101ZM121 173H122V172H121ZM135 173H136V172H135ZM135 173H134V174H135ZM147 173H148V171H147ZM176 173H177V172H176ZM189 173H188V174H189ZM197 173H198V172H197ZM238 173H239V172H238ZM261 173H263V172H261ZM14 174H15V172H14ZM62 174H63V173H62ZM78 174H79V173H78ZM84 174H85V172H84ZM109 174H110V173H109ZM112 174H113V173H112ZM152 174H153V173H152ZM171 174H172V173H171ZM180 174H181V173H180ZM180 174H179V175H180ZM186 174H187V173H186ZM186 174H185V175H186ZM235 174H236V173H235ZM10 175H11V174H10ZM17 175H18V174H17ZM53 175H54V174H53ZM73 175H74V174H73ZM100 175H102V174H100ZM110 175H111V174H110ZM110 175H109V176H110ZM115 175H116V173H115ZM117 175H118V173H117ZM117 175H116V177H117ZM135 175H136V174H135ZM138 175H139V174H138ZM140 175H141V174H140ZM149 175H150V173H149ZM175 175H176V174H175ZM214 175H215V174H214ZM236 175H237V174H236ZM247 175H248V174H247ZM5 176H6V175H5ZM14 176H16V175H14ZM106 176H107V175H106ZM120 176H122V175H120ZM161 176H162V175H161ZM163 176H164V175H163ZM166 176H167V175H166ZM183 176H184V174H183ZM199 176H200V175H199ZM228 176H229V175H228ZM238 176H239V175H238ZM7 177H8V176H7ZM12 177H13V176H12ZM22 177H23V176H22ZM72 177H73V176H72ZM74 177H75V175H74ZM74 177H73V178H74ZM126 177H127V176H126ZM130 177H132V176H130ZM139 177H140V176H139ZM141 177H142V176H141ZM144 177H145V175H144ZM155 177H156V176H155ZM185 177H187V176H185ZM214 177H215V176H214ZM226 177H227V176H226ZM226 177H225V178H226ZM243 177H244V176H243ZM258 177H261V176L259 175ZM97 178H98V177H97ZM99 178L101 179V177H99ZM204 178H205V177H204ZM225 178H224V179H225ZM66 179H67V177H66ZM71 179H72V178H71ZM80 179H81V178H80ZM104 179H105V178H104ZM137 179H138V178H137ZM139 179H140V178H139ZM150 179H151V178H150ZM182 179H183V178H182ZM199 179H200V177H199ZM221 179H222V178H221ZM5 180H7V179H5ZM16 180H17V179H16ZM16 180H15V181H16ZM106 180H107V179H106ZM106 180H105L104 182H106ZM108 180H110V178H109ZM128 180H130V179H128ZM172 180H173V179H172ZM205 180H206V178H205ZM211 180H213V179H211ZM239 180H240V179H239ZM241 180H242V179H241ZM65 181H67V180H65ZM76 181H77V180H76ZM177 181H178V180H177ZM182 181H183V180H182ZM188 181H189V180H188ZM198 181H199V180H198ZM201 181H202V180H201ZM219 181H220V180H219ZM236 181H237V180H236ZM2 182H4L3 184H5V181H4V180H3ZM70 182H71V181H70ZM85 182H87V181H85ZM128 182H129V181H128ZM128 182H127V183H128ZM168 182H169V181H168ZM191 182H192V181H191ZM196 182H197V181H196ZM232 182H233V181H232ZM72 183H73V180H72ZM100 183H101V182H100ZM137 183H138V182H137ZM137 183H136V184H137ZM164 183H165V182H164ZM170 183H171V182H170ZM192 183H193V182H192ZM206 183H207V182H206ZM209 183H211V182H209ZM209 183H208V184H209ZM244 183H245V182H244ZM23 184H26V183H23ZM77 184H78V183H77ZM85 184H86V183H85ZM94 184H95V183H94ZM98 184H99V183H98ZM128 184H129V183H128ZM156 184H157V183H156ZM177 184H178V183H177ZM226 184H227V183H226ZM253 184H254V183H253ZM263 184H264V183H263ZM83 185H84V184H83ZM83 185H82V186H83ZM95 185H97V184H95ZM141 185H142V184H141ZM147 185H148V184H147ZM163 185H164V184H163ZM180 185H182V184L180 183ZM192 185H193V184H192ZM197 185H198V184H197ZM199 185H200V184H199ZM212 185H214V184H212ZM216 185H217V183H216ZM218 185H219V184H218ZM224 185H225V184H224ZM224 185H223V186H224ZM234 185H235V184H234ZM240 185H241V183H240ZM1 186H3V185H1ZM36 186H37V185H36ZM42 186H43V185H42ZM67 186H68V185H67ZM79 186H80V185H79ZM90 186H91V185H90ZM98 186H99V185H98ZM100 186H102V185L100 184ZM124 186H125V185H124ZM127 186H128V185H127ZM173 186H174V185H173ZM214 186H215V185H214ZM247 186H248V185H247ZM252 186H253V185H252ZM31 187H32V186H31ZM104 187H105V186H104ZM128 187H129V186H128ZM128 187H127V188H128ZM150 187H151V186H150ZM179 187H180V186H179ZM188 187H189V186H188ZM188 187H187V190H188ZM201 187H204V186H201ZM226 187H227V185H226ZM226 187H225V188H226ZM230 187H231V186H230ZM243 187H244V186H243ZM257 187H258V186H257ZM68 188H69V187H68ZM83 188H84V187H83ZM131 188H132V187H131ZM140 188H141V187H140ZM151 188H152V187H151ZM167 188H168V187H167ZM190 188H191V187H190ZM194 188H195V187H194ZM220 188H221V187H220ZM237 188H238V187H237ZM249 188H250V187H249ZM32 189H33V188H32ZM77 189H78V188H77ZM81 189H82V188H81ZM86 189H87V188H86ZM144 189H145V188H144ZM196 189H197V188H196ZM206 189H207V188H206ZM214 189H215V188H214ZM217 189H218V188H217ZM222 189H223V188H222ZM228 189H229V188H228ZM235 189H236V187H235ZM240 189H242V188H240ZM240 189H239V190H240ZM251 189H252V188H251ZM29 190H31V188H30ZM38 190H39V188H38ZM41 190H42V189H41ZM71 190H72V189H71ZM73 190H74V189H73ZM126 190H127V189H126ZM129 190H131V189H129ZM129 190H128V191H129ZM139 190H141V189H139ZM146 190H148V189H146ZM170 190H171V189H170ZM179 190H180V189H179ZM202 190H203V189H202ZM32 191H33V190H32ZM34 191H35V190H34ZM52 191H53V190H52ZM63 191H64V190H63ZM76 191H77V190H76ZM149 191H150V190H149ZM191 191H192V190H191ZM206 191H207V190H206ZM240 191H241V190H240ZM246 191H247V190H246ZM64 192H65V191H64ZM180 192H181V191H180ZM185 192H186V191H185ZM200 192H201V191H200ZM28 193H29V192H28ZM34 193H35V192H34ZM125 193H126V191H125ZM140 193H141V192H140ZM186 193H187V192H186ZM188 193H189V192H188ZM202 193H203V192H202ZM244 193H245V192H244ZM254 193H255V192H254ZM29 194H30V193H29ZM36 194H37V192H36ZM39 194H40V193H39ZM85 194H86V193H85ZM183 194H184V193H183ZM191 194H192V193H191ZM191 194H190V195H191ZM198 194H199V193H198ZM200 194H201V193H200ZM200 194H199V195H200ZM218 194H219V193H218ZM221 194H222V193H221ZM227 194H228V192H227ZM233 194H234V193H233ZM26 195H27V194H26ZM71 195H72V194H71ZM77 195H78V193H77ZM124 195H125V194H124ZM168 195H169V193H168ZM177 195H178V194H177ZM185 195H186V194H185ZM187 195H188V194H187ZM195 195H196V194H195ZM195 195H194V196H195ZM31 196H32V195H31ZM174 196H175V195H174ZM180 196H181V195H180ZM228 196H229V195H228ZM228 196H226V198H227ZM236 196H237V195H236ZM248 196H250V195H248ZM42 197H43V194H42ZM45 197H46V196H45ZM45 197H44V198H45ZM82 197H83V196H82ZM87 197H88V196H87ZM104 197H105V196H104ZM106 197H107V196H106ZM109 197H110V195H109ZM159 197H160V196H159ZM172 197H173V196H172ZM177 197H178V196H177ZM177 197H176V198H177ZM223 197H224V196H223ZM1 198H2V197H1ZM22 198H23V197H22ZM47 198H48V196H47ZM61 198H62V197H61ZM69 198H70V197H69ZM98 198H99V196H98ZM121 198H122V197H121ZM135 198H136V197H135ZM149 198H151V197L149 196ZM167 198H168V197H167ZM167 198H166V199H167ZM194 198H195V197H194ZM197 198H198V197H197ZM199 198H202V196L199 197ZM40 199H41V198H40ZM57 199H59V198H57ZM63 199H64V198H63ZM147 199H148V198H147ZM220 199H221V198H220ZM238 199H239V198H238ZM252 199H253V198H252ZM258 199H259V198H258ZM262 199H263V198H262ZM8 200H9V199H8ZM17 200H18V199H17ZM20 200H21V198H20ZM23 200H24V198H23ZM26 200H27V199H26ZM26 200H25V201H26ZM89 200H90V199H89ZM112 200H113V199H112ZM114 200H115V199H114ZM130 200H131V199H130ZM130 200H129V201H130ZM205 200H206V199H205ZM241 200H242V199H241ZM244 200H245V199H244ZM247 200H248V199H247ZM247 200H246V201H247ZM254 200H255V199H254ZM259 200H260V199H259ZM6 201H7V200H6ZM15 201H16V200H15ZM25 201H24V202H25ZM27 201H29V200H27ZM62 201H63V200H62ZM79 201H80V200H79ZM81 201H82V200H81ZM81 201H80V202H81ZM92 201H93V200H92ZM155 201H156V200H155ZM167 201H168V200H167ZM183 201H184V200H183ZM250 201H251V200H250ZM250 201H249V202H250ZM260 201H261V200H260ZM8 202H9V201H8ZM19 202H20V201H19ZM41 202H42V201H41ZM49 202H50V201H49ZM57 202H58V200H57ZM97 202H98V201H97ZM159 202H160V200H159ZM162 202H164V200H163ZM197 202H198V201H197ZM244 202H245V201H244ZM35 203H37V202H35ZM47 203H48V202H47ZM55 203H56V202H55ZM63 203H64V202H63ZM99 203H100V202H99ZM115 203H116V202H115ZM169 203H170V202H169ZM179 203H180V202H179ZM183 203H184V202H183ZM225 203H226V202H225ZM227 203H228V202H227ZM261 203H262V201H261ZM18 204H19V203H18ZM39 204H40V203H39ZM50 204H51V203H50ZM74 204H76V203H74ZM130 204H131V203H130ZM130 204H129V205H130ZM143 204H144V203H143ZM150 204H151V203H150ZM152 204H153V203H152ZM198 204H199V202H198ZM209 204H210V203H209ZM216 204H217V203H216ZM229 204H230V203H229ZM60 205H62V204H60ZM85 205H86V204H85ZM92 205H93V204H92ZM108 205H109V202H108ZM153 205H154V204H153ZM165 205H166V202H165ZM182 205H184V204H182ZM221 205H222V204H221ZM221 205H220V206H221ZM251 205H252V204H251ZM259 205H260V204H259ZM30 206H31V205H30ZM30 206H29V207H30ZM35 206H36V205H35ZM40 206H41V205H40ZM40 206H39V207H40ZM53 206H54V205H53ZM64 206H65V205H62L63 208L66 207V206H65V207H64ZM71 206H72V205H70V207H71ZM90 206H91V205H90ZM115 206H116V205H115ZM137 206H138V205H137ZM154 206H155V205H154ZM156 206H157V205H156ZM167 206H168V205H167ZM185 206H186V205H185ZM193 206H194V205H193ZM216 206H217V205H216ZM242 206H243V205H242ZM21 207H24V206H21ZM62 207H61V208H62ZM70 207L68 206V208H70ZM86 207H87V206H86ZM91 207H92V206H91ZM93 207H94V206H93ZM170 207H171V206H169L168 208H170ZM173 207H174V206H173ZM183 207H184V206H183ZM188 207H189V206H188ZM207 207H208V206H207ZM207 207H206V208H207ZM217 207H218V206H217ZM226 207H227V205H226ZM252 207H253V206H252ZM25 208H26V207H25ZM33 208H35V207H33ZM61 208H60V209H61ZM77 208H78V207H77ZM84 208H85V207H84ZM107 208H108V207H107ZM122 208H124V206H123ZM156 208H157V207H156ZM161 208H162V207H161ZM197 208H198V207H197ZM215 208H216V207H215ZM219 208H220V207H219ZM219 208H218V209H219ZM259 208H260V207H259ZM263 208H264V207H263ZM23 209H24V208H23ZM60 209H59V210H60ZM94 209H95V208H94ZM94 209H93V210H94ZM100 209H101V208H100ZM117 209H118V206H117ZM124 209H125V208H124ZM124 209H123V210H124ZM138 209H139V208H138ZM162 209H163V208H162ZM173 209H174V208H173ZM173 209H172V210H173ZM178 209H179V207H178ZM191 209H192V208H191ZM193 209H194V208H193ZM193 209H192V210H193ZM213 209H214V208H213ZM26 210H28V208H27ZM34 210H35V209H34ZM34 210H33V211H34ZM61 210H62V209H61ZM71 210H72V209H71ZM88 210H89V209H88ZM110 210L113 211L112 209H110ZM110 210H109V211H110ZM167 210H168V209H167ZM169 210H170V209H169ZM219 210H220V209H219ZM245 210H246V209H245ZM31 211H32V210H31ZM31 211H29V212H31ZM38 211H42V210L40 209V210H38ZM50 211H51V210H50ZM90 211H91V210H90ZM106 211H107V210H106ZM114 211H115V210H114ZM173 211H174V210H173ZM173 211H172V212H173ZM181 211L183 212V210H181ZM195 211H196V210H195ZM222 211H223V210H222ZM254 211H255V210H254ZM256 211H257V210H256ZM262 211H263V210H262ZM46 212H48V211L46 210ZM61 212H63V211H61ZM61 212H60V213H61ZM84 212H85V209H84ZM93 212H94V211H93ZM135 212L137 213V209H136ZM169 212H170V211H169ZM175 212H177V210H176ZM182 212H181V214H182ZM206 212H207V211H206ZM230 212H231V211H230ZM235 212H236V211H235ZM257 212H258V211H257ZM19 213H20V212H19ZM31 213H33V212H31ZM49 213H51V212H49ZM63 213H64V212H63ZM67 213H68V212H67ZM67 213H66V214H67ZM78 213H79V212H78ZM78 213H77V214H78ZM90 213H91V212H90ZM136 213H135V214H136ZM161 213H162V212H161ZM167 213H168V212H167ZM170 213H171V212H170ZM179 213H180V212H179ZM220 213H221V212H220ZM238 213H239V212H238ZM249 213H250V210H249ZM251 213H252V210H251ZM34 214H35V213H34ZM36 214H37V213H36ZM64 214H65V213H64ZM101 214H102V213H101ZM119 214H120V213H119ZM139 214H140V213H139ZM147 214H148V213H147ZM193 214H194V213H193ZM263 214H264V213H263ZM50 215H51V214H50ZM60 215H61V214H60ZM62 215H63V214H62ZM78 215H79V214H78ZM78 215H77V216H78ZM80 215H81V212H80ZM90 215H91V214H90ZM176 215H178V214H176ZM191 215H192V214H191ZM211 215H212V213H211ZM248 215H249V214H248ZM258 215H259V214H258ZM39 216H40V215H39ZM92 216H93V215H92ZM150 216H151V215H150ZM157 216L159 217V215H157ZM168 216H169V215H168ZM171 216H172V215H171ZM173 216H174V215H173ZM181 216H182V215H181ZM214 216H215V213H214ZM222 216H223V215H222ZM224 216H225V215H224ZM15 217H16V216H15ZM34 217H35V216H34ZM56 217H57V216H56ZM102 217H103V216H102ZM110 217H111V216H110ZM121 217H122V216H121ZM163 217H164V216H163ZM178 217H179V216H178ZM246 217H247V215H246ZM248 217H250V216H248ZM248 217H247V218H248ZM257 217H258V216H257ZM16 218H17V217H16ZM159 218H160V217H159ZM219 218L221 219V217H219ZM236 218H237V217H236ZM247 218H246V219H247ZM254 218H255V217H254ZM260 218H262V217H260ZM20 219H22V218H20ZM73 219H75V218H73ZM88 219H89V218H88ZM101 219H102V218H101ZM120 219H121V218H120ZM140 219H141V218H140ZM157 219H158V218H157ZM165 219H166V218H165ZM170 219H171V218H170ZM208 219H209V218H208ZM237 219H238V218H237ZM250 219H251V218H250ZM7 220H8V219H7ZM7 220H5V221H7ZM18 220H19V219H18ZM67 220H68V218H67ZM81 220H82V218L80 219V221H81ZM95 220H96V219H95ZM99 220H100V219H99ZM103 220H104V218H103ZM117 220H118V219H117ZM135 220H136V219H135ZM135 220H134V221H135ZM168 220H169V219H168ZM172 220H173V219H172ZM179 220H180V221L182 220L181 217H180ZM224 220H225V219H224ZM243 220H245V219H243ZM248 220H249V219H248ZM70 221H71V220H70ZM70 221H69V222H70ZM73 221H75V220H73ZM73 221H72V222H73ZM77 221H78V220H77ZM80 221H79V222H80ZM88 221H89V220H88ZM101 221H102V220H101ZM112 221H113V220H112ZM138 221H139V220H138ZM160 221H161V219H160ZM183 221H184V220H183ZM183 221L180 222V223H183ZM209 221H210V220H209ZM209 221H207V222H209ZM222 221H223V220H222ZM245 221H246V220H245ZM250 221H251V220H250ZM256 221H257V218H256ZM256 221H255V223H256ZM259 221H260V220H259ZM262 221H263V220H262ZM8 222H9V221H8ZM8 222H7V223H8ZM69 222H68V223H69ZM99 222H100V221H99ZM114 222H115V221H114ZM116 222H117V221H116ZM118 222H119V221H118ZM132 222H133V221H132ZM169 222H170V221H169ZM224 222H225V221H224ZM227 222H228V221H227ZM241 222H242V221H241ZM39 223H40V222H39ZM46 223H47V222H46ZM50 223H52V222H50ZM61 223H62V222H61ZM65 223H66V222H65ZM95 223H96V222H95ZM134 223H135V222H134ZM141 223H142V219H141V222H140L139 224H141ZM165 223H166V220H165ZM172 223H173V222H172ZM243 223H245V222L243 221ZM247 223H248V222H247ZM247 223H245V224H247ZM255 223H254V225H255ZM263 223H264V222H263ZM53 224H54V223H53ZM55 224H56V223H55ZM70 224H71V223H70ZM117 224H118V223H117ZM143 224H144V223H143ZM163 224H164V223H163ZM224 224H225V223H224ZM231 224H232V222H231ZM239 224H240V223H239ZM36 225L40 226L39 224H36ZM36 225H35V226H36ZM41 225H42V224H41ZM45 225H46V224H45ZM48 225H49V223H48ZM67 225H69V224H67ZM77 225H78V224H77ZM80 225H81V224H80ZM87 225H88V224H87ZM90 225H91V224H90ZM100 225H101V224H100ZM103 225H104V224H103ZM113 225H114V224H113ZM113 225H112V226H113ZM123 225H124V224H123ZM129 225H130V227H131V224H129ZM153 225H154V224H153ZM155 225H156V223H155ZM157 225H158V224H157ZM170 225H171V224H170ZM172 225H173V224H172ZM172 225H171V227H173ZM177 225H178V223H177ZM237 225H238V224H237ZM242 225H243V224H242ZM254 225H253V226H254ZM256 225H257V224H256ZM1 226H2V225H1ZM24 226H25V225H24ZM38 226H37V227H38ZM50 226H51V225H50ZM71 226H72V224H71ZM71 226H69V227H71ZM147 226H148V225H147ZM174 226L176 227V225H174ZM248 226H249V225H248ZM3 227H4V226H3ZM29 227H30V226H29ZM40 227H41V226H40ZM59 227H60V225H59ZM59 227H58V228H59ZM61 227H62V226H61ZM64 227H65V226H64ZM64 227H63V228H64ZM69 227H68V228H69ZM74 227H75V226H74ZM76 227H77V226H76ZM76 227H75V228H76ZM114 227H115V225H114ZM175 227H174V228H175ZM228 227H229V226H228ZM6 228H8V227L6 226ZM68 228H67V229H68ZM72 228H73V227H72ZM72 228H71V229H72ZM93 228H94V227H93ZM115 228H116V227H115ZM138 228H139V227H138ZM208 228H210V227H208ZM231 228H232V227H231ZM243 228H244V227H243ZM31 229H32V228H31ZM42 229H43V228H42ZM59 229H60V228H59ZM65 229H66V228H65ZM122 229H123V227H122ZM122 229H121V230H122ZM130 229H131V228H130ZM159 229H160V228H159ZM171 229H172V228H171ZM224 229H225V228H224ZM261 229H262V226H261ZM8 230H9V229H8ZM39 230H40V229H39ZM115 230H116V229H115ZM128 230H129V229H128ZM156 230H157V228H156ZM164 230H165V229H164ZM230 230H231V229H230ZM256 230H257V229H256ZM30 231H31V230H30ZM51 231H52V230H51ZM85 231H86V230H85ZM90 231H91V230H90ZM90 231H88V233H89ZM145 231H146V229H145ZM166 231H168V230H166ZM172 231H173V230H172ZM181 231H182V230H181ZM181 231H180V232H181ZM203 231H204V230H203ZM209 231H210V230H209ZM226 231H227V230H226ZM242 231H243V230H242ZM41 232H42V231H41ZM55 232H57V231H55ZM68 232H69V231H68ZM68 232H66V233H68ZM71 232H72V231H71ZM102 232H103V231H102ZM118 232H119V231H118ZM205 232H206V231H205ZM245 232H246V231H245ZM64 233H65V231H64ZM81 233H82V232H81ZM94 233H95V232H94ZM135 233H136V232H135ZM157 233H158V232H157ZM170 233H171V232H170ZM175 233H177V232H175ZM175 233H174V234H175ZM226 233H227V232H226ZM239 233H240V232H239ZM247 233H249V232H247ZM262 233H263V231H262ZM0 234H1V233H0ZM13 234H14V233H13ZM17 234H18V233H17ZM53 234H54V233H53ZM57 234H58V233H57ZM86 234H87V233H86ZM89 234H90V233H89ZM95 234H96V233H95ZM95 234H93V235H95ZM116 234H117V232H116ZM118 234H119V233H118ZM145 234H146V232H145ZM145 234H144V235H145ZM151 234H152V233H151ZM178 234H180V233H178ZM244 234H245V233H244ZM251 234H252V233H251ZM50 235H51V234H50ZM62 235H64V234H62ZM69 235H70V234H69ZM69 235H68V236H69ZM76 235H77V234H76ZM83 235H84V234H83ZM93 235H92V236H93ZM105 235H106V233H105ZM166 235H167V234H166ZM169 235H171V234H169ZM205 235H206V234H205ZM209 235H210V234H209ZM232 235H233V233H232ZM239 235H240V234H239ZM248 235H249V234H248ZM253 235H254V233H253ZM53 236H55V235H53ZM64 236H65V235H64ZM89 236H90V235H89ZM133 236H135V235L133 234ZM136 236H137V235H136ZM152 236H153V235H152ZM154 236H155V235H154ZM158 236H159V235H158ZM173 236H174V235H173ZM180 236H181V235H180ZM188 236H189V235H188ZM227 236H228V234H227ZM229 236H231L230 233H229ZM234 236H235V235H234ZM254 236H255V235H254ZM21 237H22V236H21ZM21 237H20V238H21ZM27 237H28V235H27ZM170 237H171V236H170ZM210 237H211V235H210ZM223 237H224V235H223ZM225 237H226V236H225ZM225 237H224V238H225ZM238 237H239V236H238ZM238 237H237V238H238ZM12 238H13V237H12ZM15 238H16V237H15ZM56 238H57V237H56ZM60 238H61V237H60ZM63 238H64V237H63ZM78 238H79V237H78ZM100 238H101V237H100ZM127 238H128V237H127ZM143 238H144V237H143ZM164 238H166V237L164 236ZM168 238H169V236H168ZM188 238H189V237H188ZM229 238H231V237H227V239H229ZM240 238H241V236H240ZM243 238H244V237H243ZM248 238H249V237H248ZM250 238H251V237H250ZM259 238H260V236H259ZM1 239H2V238H1ZM5 239H6V238H5ZM9 239H10V238H9ZM34 239H35V238H34ZM52 239H53V238H52ZM84 239H85V238H84ZM93 239H94V238H93ZM93 239H91V240H93ZM98 239H99V238H98ZM103 239H104V237H103ZM106 239H107V237H106ZM121 239H122V238H121ZM134 239L136 240L137 237L134 238ZM139 239H141V238H139ZM171 239H172V238H171ZM178 239H179V238H178ZM251 239H252V238H251ZM260 239H261V238H260ZM260 239H259V240H260ZM2 240H4V239H2ZM49 240H50V239H49ZM59 240H60V239H59ZM59 240H57V241H59ZM65 240H66V239H65ZM101 240H102V239H101ZM122 240H123V239H122ZM179 240H180V239H179ZM230 240H231V239H230ZM238 240H239V238H238ZM257 240H258V239H257ZM33 241H34V240H33ZM45 241H46V240H45ZM54 241H55V240H54ZM67 241H68V237H67ZM125 241H127V240H125ZM131 241H132V240H131ZM142 241H143V240H142ZM163 241H164V239H163ZM170 241H171V240H170ZM173 241H174V240H173ZM175 241H176V240H175ZM180 241H181V240H180ZM183 241L185 242V240H183ZM249 241H250V240H249ZM263 241H264V240H263ZM263 241H262V242H263ZM1 242H2V241H1ZM1 242H0V243H1ZM46 242H47V241H46ZM50 242H51V241H50ZM88 242H89V241H88ZM99 242H102V241H99ZM103 242H105V241H103ZM123 242H124V241H123ZM134 242H135V241H134ZM136 242H138V240H136ZM184 242H182V243L184 244ZM218 242H219V241H218ZM220 242H221V241H220ZM227 242H228V241H227ZM246 242H247V241H246ZM251 242H252V241H251ZM253 242H255V241H253ZM6 243H7V242H6ZM25 243H26V242H25ZM48 243H49V242H48ZM48 243H47V244H48ZM55 243H56V242H55ZM65 243H66V242H65ZM75 243H76V242H75ZM105 243H106V242H105ZM138 243H139V242H138ZM155 243H156V242H155ZM176 243H177V241H176ZM229 243H230V242H229ZM236 243H237V242H236ZM257 243H258V241H257ZM2 244H3V243H2ZM30 244H31V243H30ZM52 244H53V243H52ZM106 244H107V243H106ZM106 244H105V245H106ZM123 244H124V243H123ZM224 244H225V243H224ZM260 244H261V243H260ZM260 244H259V246H260ZM48 245H49V244H48ZM59 245H60V244H59ZM95 245H96V244H95ZM135 245H136V244H135ZM135 245H134V246H135ZM154 245H155V244H154ZM161 245H163V244H161ZM237 245H239V244L237 243ZM247 245H248V243H247ZM0 246H1V245H0ZM24 246H25V245H24ZM26 246H27V244H26ZM35 246H36V245H35ZM61 246H62V244H61ZM61 246H59V247H61ZM69 246H70V245H69ZM69 246H68V247H69ZM83 246H84V245H83ZM103 246H104V245H103ZM139 246H140V244H139ZM139 246H138V247H139ZM244 246H245V245H244ZM30 247H31V246H30ZM57 247H58V246H57ZM65 247H66V246H65ZM65 247H63V248H65ZM70 247H71V246H70ZM70 247H69V249H70ZM118 247H119V246H118ZM132 247H133V246H132ZM138 247H136V248H138ZM219 247H220V246H219ZM221 247H222V246H221ZM246 247H247V246H246ZM21 248H22V247H21ZM39 248H41V247H39ZM52 248H53V247H52ZM52 248H49V249H52ZM63 248H62V249H63ZM66 248H67V247H66ZM103 248H104V247H103ZM123 248H124V247H123ZM139 248H140V247H139ZM139 248H138V249H139ZM166 248H167V247H166ZM166 248H165V249H166ZM179 248H181V247L179 246ZM183 248H184V247H183ZM190 248H191V247H190ZM239 248H240V247H239ZM239 248H237V249H239ZM248 248H249V246H248ZM248 248H247V249H248ZM257 248H258V247H257ZM32 249H33V248H32ZM44 249H45V248H44ZM46 249H47V247H46ZM69 249H67V250H69ZM79 249H80V248H79ZM82 249H83V248H82ZM82 249H81V250H82ZM90 249H91V248H90ZM98 249H99V248H98ZM101 249H102V248H101ZM101 249H100V250H101ZM120 249H121V247H120ZM134 249H135V248H134ZM149 249H150V248H149ZM214 249H215V248H214ZM223 249H224V248H223ZM243 249H244V248H243ZM100 250H99V251H100ZM104 250H105V249H104ZM194 250H195V249H194ZM197 250H198V249H197ZM218 250H219V249H218ZM221 250H222V249H221ZM257 250H258V249H257ZM261 250H262V249H261ZM43 251H44V250H43ZM70 251H71V250H70ZM75 251H76V250L74 249V252H75ZM78 251H79V250H78ZM91 251H92V250H91ZM97 251H98V250H97ZM101 251H102V250H101ZM101 251H100V252H101ZM135 251H136V249H135ZM154 251H155V250H154ZM164 251H165V250H164ZM247 251H248V250H247ZM259 251H260V250H259ZM1 252H2V251H1ZM47 252H48V250H47ZM65 252H66V251H65ZM67 252H68V251H67ZM80 252H81V251H80ZM110 252H111V251H110ZM117 252H118V251H117ZM136 252H137V251H136ZM139 252H140V251H139ZM148 252H149V251H148ZM187 252H188V251H187ZM193 252H195V251H193ZM200 252H201V251H200ZM219 252H220V250H219ZM235 252H236V250H235ZM239 252H240V251H239ZM260 252H261V251H260ZM45 253H46V252H45ZM85 253H86V252H85ZM85 253H84V254H85ZM89 253H90V252H89ZM118 253H119V252H118ZM130 253H131V252H129V255H130ZM171 253H172V252H171ZM176 253H177V252H176ZM242 253H243V251H242ZM242 253H241V254H242ZM22 254H23V253H22ZM72 254H73V253H72ZM87 254H88V253H87ZM87 254H86V255H87ZM194 254H195V253H194ZM199 254H200V253H199ZM214 254H215V253H214ZM222 254H223V253H222ZM235 254H236V253H235ZM239 254H240V253H239ZM241 254H240V255H241ZM263 254H264V253H263ZM47 255H48V254H47ZM62 255H63V254H62ZM81 255H82V254H81ZM93 255H94V254H93ZM133 255H134V251H133ZM237 255H238V254H237ZM22 256H23V255H22ZM22 256H21V257H22ZM28 256H29V255H28ZM48 256H49V255H48ZM48 256H47V257H48ZM78 256H79V255H78ZM87 256H88V255H87ZM99 256H100V255H99ZM111 256H112V255H111ZM111 256H110V257H111ZM135 256H136V255H135ZM135 256H133V258H134ZM190 256H191V255H190ZM194 256H195V255H194ZM202 256H203V255H202ZM228 256H229V255H228ZM261 256H262V255H261ZM60 257H61V256H60ZM90 257H92V256H90ZM113 257H114V255H113ZM115 257H116V256H115ZM119 257H120V255H119ZM122 257H123V256H122ZM224 257H225V256H224ZM0 258H1V256H0ZM16 258H17V257H16ZM16 258H15V259H16ZM24 258L27 259V257H24ZM24 258H22V259L24 260ZM45 258H46V257H45ZM96 258H97V256H96ZM228 258H229V257H228ZM247 258H248V257H247ZM22 259H21V260H22ZM62 259H63V258H62ZM88 259H89V258H88ZM119 259H121V258H119ZM186 259H187V258H186ZM190 259H191V258H190ZM200 259H201V257H200ZM200 259H199V260H200ZM51 260H52V259H51ZM57 260H58V257H57ZM91 260H92V259H91ZM130 260H133V259L131 258ZM171 260H172V259H171ZM196 260H197V259H196ZM226 260H227V259H226ZM240 260H241V259H240ZM27 261H28V260H27ZM89 261H90V260H89ZM110 261H111V259H110ZM118 261H119V260H118ZM137 261H138V260H137ZM167 261H168V260H167ZM186 261H187V260H186ZM200 261H201V260H200ZM14 262H16V260H15ZM111 262H112V261H111ZM119 262L121 263V261H119ZM129 262H130V261H129ZM131 262H133V261H131ZM193 262H194V261H193ZM203 262H204V261H203ZM235 262H236V261H235ZM256 262H257V260H256ZM256 262H254V263L256 264ZM18 263H19V261H18ZM35 263H36V262H35ZM108 263H109V262H108ZM113 263H115V262H113ZM138 263H140V262L138 261ZM208 263H209V262H208ZM226 263H227V262H226ZM242 263H243V262H242ZM20 264H21V263H20ZM26 264H28V263L26 262ZM63 264H64V263H63ZM85 264H86V263H85ZM104 264H105V263H104ZM127 264H128V263H127ZM132 264H133V263H132ZM135 264H136V263H135ZM147 264H148V263H147ZM150 264H151V263H150ZM155 264H156V263H155ZM172 264H173V263H172ZM188 264H189V263H188ZM204 264H205V263H204ZM251 264H252V263H251Z\"/></svg>",
  "mask_w": 264,
  "mask_h": 264
}]
</instances>
